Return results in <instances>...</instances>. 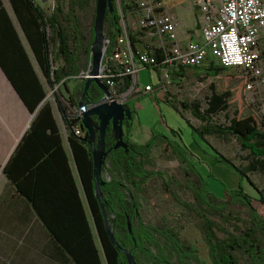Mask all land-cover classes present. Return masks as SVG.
<instances>
[{"label": "trees", "instance_id": "1", "mask_svg": "<svg viewBox=\"0 0 264 264\" xmlns=\"http://www.w3.org/2000/svg\"><path fill=\"white\" fill-rule=\"evenodd\" d=\"M8 1L46 83L51 88L62 85L67 93L64 98L63 92L58 90L59 96L67 102L65 107L61 106L59 96L54 99L59 111L71 117L74 111L70 113L69 109L77 107L84 78L71 89L68 81L81 73L85 57L90 59V45H83L85 36L76 10L86 8L91 0H54L55 8L50 14L34 0ZM112 2L113 10H107L104 17V32L109 40L105 62L114 70L117 64L110 56L122 31L121 14L125 17L129 6L126 0H119L120 8L115 6V0ZM127 34L134 52L140 33H133L127 28ZM92 38L93 30L90 44ZM153 52L160 59L161 50L153 48ZM0 67L28 111H36L31 123L32 134L37 135L34 133L36 128L43 132L49 130L47 144L55 148L47 153L54 157L63 154L50 103L46 101L37 108L46 92L1 0ZM205 69L214 79L208 86L209 95L205 97L204 105L198 100L181 101L179 105L200 121L199 126H193L189 121L188 125L201 139L204 140L206 135L225 141L233 138L240 148L249 150L251 156L248 165L243 168L235 167L217 152L218 159L231 165L238 173L237 188L224 190L221 198L209 192L203 176L191 164L193 153L181 138L176 140L152 130L151 137L145 143L137 144L130 140L127 131L123 135L128 147L125 152L121 147L112 148L114 141L110 132H107L105 145L106 149L111 150L101 168V177L105 182L100 186V202L114 239L120 246L118 248L106 233L100 204L94 195L95 178L91 147L86 143L87 134L85 132L83 137L75 135L74 125L78 118H70L67 122L68 143L93 225L89 222L71 175L65 190L61 191L58 186L57 194L52 193L51 190L56 191V188L45 187L36 178L31 181L27 179L30 175L38 174L39 164L20 178L25 168L36 159L33 155L31 160L22 164L20 152H17L6 163L3 173L20 199L3 197L0 200L3 209L0 226L4 224V230H11L9 234H17L18 238L24 236L26 244H30L31 248H34L32 240L39 241L42 243L37 249L39 256L56 257L61 264H127L123 249L132 254L135 264H204L197 255L196 247L182 241L175 228L156 225L143 218L142 211L148 204L146 183L151 177H158L181 206L192 210L202 219V239L207 245L212 264H241V259L248 264H264V216L252 205L254 198L241 185L248 172H264V116L247 100L242 76L221 74L226 68L211 58H207ZM130 84L126 77L118 92L126 91ZM101 97L99 89L91 84L85 102H97ZM165 102L174 105L169 100ZM128 103L132 105L133 101ZM229 109H232L231 117ZM220 113L224 114L225 123L213 121V117ZM172 133L179 137L177 132ZM154 147L160 149L162 158L177 161L182 180L146 168V165L153 162L151 154ZM175 186L190 191L193 203L181 201L173 189ZM257 200L264 206L262 194ZM242 213H246L247 218H243ZM128 218L131 232L127 228Z\"/></svg>", "mask_w": 264, "mask_h": 264}, {"label": "rangeland", "instance_id": "2", "mask_svg": "<svg viewBox=\"0 0 264 264\" xmlns=\"http://www.w3.org/2000/svg\"><path fill=\"white\" fill-rule=\"evenodd\" d=\"M115 6L120 8L119 0H115ZM94 10L95 0H91L86 8L76 10L78 21L85 36L83 42L84 47H88L90 45L89 42L93 28ZM136 14V12L127 14L124 22L129 21L130 24H132L135 21ZM120 24L123 26L122 19H120ZM140 33L143 34V32ZM83 54L85 55V53ZM83 63L85 71L89 63L87 64V61H84ZM261 66L263 71V82L257 85L252 91L247 92L245 96L257 112L264 116V58L262 55ZM237 72V70L225 69L221 74H235ZM152 73L153 71L151 69H141L138 74L137 87L141 88L147 82L153 83L154 80L151 77ZM235 75L239 76L238 73ZM206 77L207 78L200 84H195L190 89H186L184 94L180 93L183 92L182 90L179 91V94H181L179 95V100L191 101L195 98L202 101V105H204L203 101L205 94L208 93V84L210 80L214 79V77ZM81 79L82 78H71V80L68 81V86L70 88L73 87V85L75 86ZM181 87L182 86H180V88ZM58 90L67 95L62 85H56L52 88L47 87L46 100L53 101L56 96H59ZM194 91H196L195 97L189 95L190 92L193 93ZM59 100L61 106L65 107L66 104L61 96H59ZM132 106L134 110V123L132 125V130L135 131L138 129V132H141L142 128L147 127L169 138L176 140L181 138V141H183V143H185V145H187L193 153L191 164H193V168H195L203 176V179L207 183V189L209 192L221 198L224 195V190L237 188L239 184L238 173L231 165L219 160L217 152L227 158L235 167L243 168L248 165L249 158L251 156L248 149L240 148L233 138L226 141L221 140L219 143L212 136H210V140L208 141L206 139H201L188 125L189 121L192 125L199 126L200 121L192 116L189 110L183 109L179 103L172 105L167 104L164 101H137L136 98L134 99ZM228 113L231 117L232 109H229ZM213 121L225 123L226 119L224 114L220 113L213 117ZM172 131L177 132L179 137L173 135ZM151 158L153 161L152 164L146 165L148 170L162 171L166 174V176L171 175L177 180H182L183 175L176 160L162 158L160 156V149L157 147L154 148ZM241 185L244 191L249 196L254 198L251 202L252 205L256 208L260 215L264 216V206L257 200L260 198L261 194L264 196V172H248L246 174V178L242 180ZM146 186L148 204L146 205L145 210L142 211L143 218L156 225L161 224L175 228L182 241L193 244L196 247L197 255L204 264H212L208 257L207 245L202 239V219L193 213L192 210L181 206V204H179L171 196V193L168 191L161 178L151 177L146 183ZM173 189L181 201L188 204L193 203L190 191L176 188V186ZM83 202L86 214L92 226L93 223L90 219L84 195ZM241 216L243 218H247L246 213H242ZM5 227L6 226L4 224H1L0 229L3 230ZM11 229L13 230L14 228L12 227ZM9 232H11V230L0 231V264L13 263V259L19 256L20 251L22 252V255L25 252V237L23 236L24 238H18L17 234H9ZM218 234L221 236L220 233ZM19 241L22 243L21 248L16 247V243ZM31 244L34 245V248H31L32 246L28 244L26 249L28 264H36V258L39 255L37 249H39L42 243L32 240ZM240 262L241 264H248L244 259H241Z\"/></svg>", "mask_w": 264, "mask_h": 264}, {"label": "built area", "instance_id": "3", "mask_svg": "<svg viewBox=\"0 0 264 264\" xmlns=\"http://www.w3.org/2000/svg\"><path fill=\"white\" fill-rule=\"evenodd\" d=\"M34 1L39 3L41 0ZM190 1L196 9L198 38L191 37L181 43L177 38L176 18L163 8L162 0H126L129 9L125 16L137 14L132 24L124 22L125 17L121 14L122 31L110 56L117 64L116 69L112 70L105 62L106 53L103 57L99 77L110 95H102L101 102L109 101L111 97L119 103L129 102L137 92H151L153 83L161 82L164 87L169 82L172 70L202 65L207 58L228 70H237L238 75L244 78L246 92L263 82L259 40L264 36V0ZM127 28L133 33L143 32L155 40L154 48L161 50L160 59L153 48L137 49L135 46L133 52ZM145 68L153 71L151 77L154 82L138 88V72ZM85 76L86 73L82 71L75 78ZM126 77L131 84L120 93L118 89ZM70 118H78L74 133L83 137L85 130L81 126L80 109L76 107Z\"/></svg>", "mask_w": 264, "mask_h": 264}, {"label": "crops", "instance_id": "4", "mask_svg": "<svg viewBox=\"0 0 264 264\" xmlns=\"http://www.w3.org/2000/svg\"><path fill=\"white\" fill-rule=\"evenodd\" d=\"M3 7L5 8L17 34L20 38V41L25 49L27 56L32 64V67L40 80V83L43 86V89L46 92V88L49 87L46 83L38 64L35 61L34 55L23 35V32L20 29V26L17 22V19L12 11L11 5L8 0H1ZM47 14L53 12L55 8L54 0H41L38 3ZM163 8L166 11L172 12L177 21V38L181 43L186 42L188 39L198 38L196 32V9L193 6L190 0H166L162 1ZM155 40L149 38L147 34H140L138 37V41L135 43L137 49L142 48H154ZM259 48L261 50V54L264 58V36H261L259 40ZM89 63V59L86 56L85 62ZM206 63L199 66H187L182 67L177 70H172L170 72L169 82L163 87L162 83H153V90L148 93L137 92L132 96V101L137 98V101L146 100V101H164L169 100L173 104H177L181 102L180 99L181 94H184L186 89H190L195 84H200L203 82L208 76L213 78V76L209 73L208 70L205 69ZM84 71V68L80 70V72ZM139 74V72H138ZM236 74V73H235ZM206 75V76H204ZM212 80H210L211 82ZM209 82V84H210ZM151 82L145 83L143 86L149 84ZM192 84V85H191ZM208 84V86H209ZM74 86V85H73ZM180 86H182L180 88ZM69 87V86H68ZM51 88V87H50ZM70 88V87H69ZM72 88V87H71ZM70 88V89H71ZM203 88V87H200ZM181 94H179V91ZM197 90V89H196ZM245 91V95H246ZM178 95V96H177ZM195 97L196 91L193 93H189ZM209 95L205 94V97ZM67 95L64 94V98ZM62 97V99H64ZM139 99V100H138ZM198 100V99H193ZM49 102L53 116L58 127L59 136L61 139V146L63 154H56V156H49L48 151L51 152L54 146H51L49 143L47 135H49V130L42 131L40 129L34 130L36 136L33 135L31 131V123L35 117V112L30 113L27 107L24 105L19 95L13 88L10 81L7 79L3 70L0 67V200L3 197H6L11 200H19L20 198L14 192V188L11 185L9 179L3 173V168L6 163L10 160V158L17 152H20V156L22 157V164L28 162L33 158L36 159L27 169L25 168V173L21 174L26 176L28 174V170L33 169L34 167L40 165L38 167V174L33 176H28V181L39 179L45 187H54L56 191L51 190L52 193L57 194L58 186L65 190V186L68 185V177L71 175L75 187L79 190V195L83 201V191L81 188V183L79 179V175L77 172L75 159L72 154V150L68 143V131H67V122L70 119V114L61 113L55 103V99L53 101L46 100V96L43 99L42 103ZM192 101V100H191ZM199 101V100H198ZM202 103V101H200ZM204 102V101H203ZM64 103L66 104V100L64 99ZM39 108V107H38ZM75 107H70L69 111L72 113L75 111ZM196 126V125H193ZM153 129L144 127L141 132L136 129L135 131L130 132V140L137 144L145 143L151 137V131ZM210 136H212L219 143L220 139L216 138L213 135H206L204 138L208 141L210 140ZM45 148H49L48 150ZM155 148V147H154ZM46 150V151H45ZM58 155V156H57ZM50 158H49V157ZM48 159V161L46 160ZM23 166V165H22ZM26 166V165H25ZM20 169L21 166H19ZM27 170V171H26ZM27 172V173H26ZM32 177V178H30ZM83 194V195H82ZM84 203V202H83ZM0 215H3V209L0 206ZM0 231H5L4 229ZM22 243L19 241L16 243V247L21 248ZM27 244L25 243V252L22 255L20 251L19 256L13 259V263L10 264H28V257L26 255ZM36 264H61L59 259L56 257H45L39 256L36 258Z\"/></svg>", "mask_w": 264, "mask_h": 264}, {"label": "water", "instance_id": "5", "mask_svg": "<svg viewBox=\"0 0 264 264\" xmlns=\"http://www.w3.org/2000/svg\"><path fill=\"white\" fill-rule=\"evenodd\" d=\"M107 10H113L112 0H95L90 59L87 69L83 71L86 73V76L84 77V86L81 97L77 102V108L80 109L81 126L87 134L86 143L91 147L90 154L95 178L94 195L100 204L106 233L110 241L119 248L120 246L114 239L103 204L100 202V186L105 182L101 177V168L107 153L111 150V148L106 149L105 145V135L107 132H110V136L114 141L112 148L117 149L121 147L127 152V143L123 139L124 130L122 121L125 118L128 120L132 119V110L128 104L119 103L112 97L109 98V101L101 102L103 99L102 96L97 102L88 104L85 102V97L88 94V88L91 84H94L102 95H110L109 89L103 84L99 77L103 57L107 51L109 42L104 32V17ZM41 104L42 102L38 107ZM127 228L128 231L131 232L129 218L127 219ZM123 253L126 257L127 264H135V260L129 251L123 249Z\"/></svg>", "mask_w": 264, "mask_h": 264}, {"label": "flooded vegetation", "instance_id": "6", "mask_svg": "<svg viewBox=\"0 0 264 264\" xmlns=\"http://www.w3.org/2000/svg\"><path fill=\"white\" fill-rule=\"evenodd\" d=\"M126 104H128L132 110V119L131 120H128V119H124L122 121V125H123V130H124V133H127V131H129V133L131 132L132 130V125L134 123V110H133V106L131 104H129L128 102H126ZM124 135V134H123Z\"/></svg>", "mask_w": 264, "mask_h": 264}]
</instances>
